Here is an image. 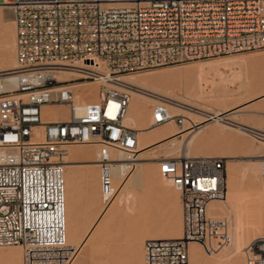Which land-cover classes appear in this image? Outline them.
Here are the masks:
<instances>
[{
    "label": "built area",
    "instance_id": "2783aa9c",
    "mask_svg": "<svg viewBox=\"0 0 264 264\" xmlns=\"http://www.w3.org/2000/svg\"><path fill=\"white\" fill-rule=\"evenodd\" d=\"M1 3L13 13L16 63L0 71V247L21 246L22 264H74L82 247L67 237L70 147H97L104 207L118 192L116 169L123 175L133 169L139 130L123 122L130 93L121 76L264 49V0H144L122 6L104 0ZM96 61L105 72L91 67ZM61 70L80 76L57 80ZM99 77L123 87L102 82L98 102L75 97L74 83ZM45 105H65L68 116L45 120ZM152 111L155 125L184 121L163 101ZM251 132L264 141V130ZM159 164L160 174L180 193L183 235L145 240L144 264H189L190 242L208 253L227 244L228 220L207 211L211 201L227 196L226 158L180 155L162 158ZM245 264H264V231L245 247Z\"/></svg>",
    "mask_w": 264,
    "mask_h": 264
},
{
    "label": "bare ground",
    "instance_id": "6f19581e",
    "mask_svg": "<svg viewBox=\"0 0 264 264\" xmlns=\"http://www.w3.org/2000/svg\"><path fill=\"white\" fill-rule=\"evenodd\" d=\"M104 1L109 6H122V5H130L135 2H140L141 0H104ZM2 5L8 6L4 3H0V6ZM252 61L264 63V54L250 55V56L245 55V54H240V55L233 54L232 56H227V57L223 56L219 58L209 59L206 61L205 60L204 61H194L190 64L185 65L184 68L182 69H179V70L167 69L165 72H161L160 74H157V75L124 74L121 76L120 78L121 82L124 85L128 86V89L130 92V99L126 106V112L123 117V122L125 125L129 127H133L139 130L138 149H137V153L135 154V157L132 159L133 169L128 174L123 175L120 167L116 169V172H115L116 180L115 181H116V185L118 186L117 195L112 200V202L109 204V206L103 207L100 214L96 217L92 226L89 228L86 235L82 239V242L79 243L82 249L86 247L85 249L86 255L88 254L94 255L99 241L116 226V222L121 212L119 208L115 207V203L118 202L119 204L120 203L122 204L123 202H125V207L129 208V203L133 199V193H134L133 190L142 183L145 177L144 170L142 167L138 168V171L134 173L136 170V165L140 164L142 166L144 164L143 160L146 158L144 151L150 148L151 146L155 144L161 145V144H166V143L168 144V142H173L174 140H176V135L179 133H182V135H185L184 142H183L185 145L184 144L183 145L186 147H188L189 145L200 146V145L206 144L209 141L220 140L226 146H230L234 143L239 145L241 148L251 153V156H253L254 158L255 157L264 158V148L255 147L250 144L242 143L241 139L239 138H231L228 135L226 136L225 131L220 126L216 125V123H219L220 125L223 124L224 127L230 126L231 122L228 123L226 119L236 121L234 118L238 114V112L242 111L241 105L236 104V105L229 107L226 101H224L225 99L221 97L223 98L222 102H223L224 109L212 111L210 108V104L202 101V98L204 96H207L206 94L208 92L213 93L212 90L217 88L218 85L221 84V83L218 84V82H216V80H214L213 78L209 79V76L211 74L212 75L215 74V76L219 75L218 77H220L219 78L220 80L222 79L221 78L222 74H224L222 73L223 69L227 70L229 68L231 69V68H235V67L242 66V65L246 66V64ZM15 63H16V55L13 49V51H11V54L4 56L0 59V67H4V69L2 68L0 69V71L6 70L5 67H9L11 65L13 66L10 68H13L15 66ZM91 67L94 68L100 74L104 72V69H102L103 67L101 66V63H99L98 61H96L95 64L92 63ZM77 76H80V74L77 71H72V70H61L56 73L57 80H70ZM101 78L102 77H99L98 81H88L87 80V81L74 83L72 86L74 88L75 97L80 101L87 102L88 100L83 97V95L79 91V88L85 87V86H92L94 82H98L100 84L104 82L106 85L110 87H118V88L123 87L121 85L113 84L110 81L104 80ZM162 78L166 82L162 81L163 80ZM176 80H179V83H177ZM158 82L162 83V86H164L167 89L166 93L168 95L172 96L175 100H177L175 103L174 102L167 103L166 101L168 108L170 109L172 114H181V112H178L180 110H182L183 112L184 110L185 111L191 110L190 108L186 107V105H190V106L197 107L202 110V112L200 113L198 111L199 113L198 116H200L199 118H201L200 121H196L192 119L190 116H184L185 117L184 121H187L189 125L185 126L184 128L180 130L173 129V125H172L173 120H170L168 122H165L159 125L153 124V111H151V113L148 112V105L150 104V102H160L161 100L156 98L155 97L156 95L153 96L154 93L150 95V94L144 93V92H147L148 90L143 92L142 89H146V88L148 89L150 83L156 84ZM257 84L258 86H261L262 88L259 90V92H257L255 96H253V98H258V99L260 98L262 100L260 105H264V69L261 75L258 77ZM92 87L96 88V90L99 91V85L95 84V86L93 85ZM208 89L209 91H207ZM157 92H160V91H157ZM160 93H162L161 95L164 96L163 92H160ZM165 99H169V97ZM251 100H250V104H252L251 102H253V99ZM98 101H99V98L97 99V102ZM249 105L247 104V106ZM108 112L109 113L111 112V108H109ZM192 112L194 111H190L189 114L192 115L196 113V112L194 113ZM258 113L264 114V111H258ZM233 126L235 129H237L240 132H243L246 134L250 133V131L248 132L245 128L232 125V127ZM156 137L161 138L162 141H158L157 143V141H155ZM85 145L86 144H83V145L77 144V145L70 147L69 154L67 156V164H66V172H65L67 237H68V242L72 244H74L72 241L75 240L78 236L76 226L72 224L71 218H70V212H71V209H73L72 208L73 199L75 196V190L77 186L78 173H79L77 172L76 167L86 166V177L88 180L92 178L94 179L93 170L95 166L98 167L96 160L94 162L92 161L93 162L92 163L91 161H89V158L91 157V155H87V153L91 154V148L93 147L91 148L88 146L85 147ZM88 145L92 146L93 144H88ZM183 145L181 146L180 151H179L180 155H189L188 153L189 151L188 152L185 151L183 153V149L185 150ZM77 148L83 150L82 154L74 153V150ZM115 153L116 151H113V154ZM180 155H177V156H180ZM120 156L123 160H126L128 158L127 155L125 154H121ZM223 157L228 158V156H223ZM260 164L257 166H260ZM250 166L245 164V166L241 169L232 168L230 172L228 173L229 189H227L226 198L223 200H214L208 204L207 211H208L209 216L218 218L224 215V213H227L230 217H232L231 218L232 220H229V221H232V235L230 236L231 242L229 241L230 244H229L228 249L225 248V250L227 249L229 253L232 255L226 259V262L220 260V258L219 259L217 258L218 260L215 261V264H245V259H244L245 256L243 258L240 256V253L242 252L244 244L253 235L260 236L261 234H263V231H264V168L262 165L259 168L256 167V163L254 166L252 167ZM257 169L261 171V177H260L261 180L258 183L255 182L254 179L252 178L253 172L258 173ZM241 197H243V199H245L247 203L244 205H248V206L251 205V206L257 207L256 208L257 210L256 212L258 213L257 220L255 223L254 229L249 236H247L246 234H240V231L238 232V230L240 229L238 227V230H237L236 223L234 222V217L236 214V207ZM242 203L243 202H241V204ZM238 209L240 208H237V210ZM239 216H241V214ZM241 227H242V224L240 228ZM164 229L167 230L169 233L167 234L158 233V234H155V236H151L147 239H150V238H168V239L181 238L183 235V218H182L181 211H179V214L177 217L169 221L168 225ZM132 240H134V238ZM208 254L211 255L214 253H208ZM15 256H17V258H20L19 245H13L7 250H1L0 251V262L12 261L13 259H15L14 258ZM206 261L207 260H204V255L202 254L200 247L197 245V242H190L189 264H206Z\"/></svg>",
    "mask_w": 264,
    "mask_h": 264
},
{
    "label": "rangeland",
    "instance_id": "374dc122",
    "mask_svg": "<svg viewBox=\"0 0 264 264\" xmlns=\"http://www.w3.org/2000/svg\"><path fill=\"white\" fill-rule=\"evenodd\" d=\"M1 1L2 0H0V3ZM15 37H16V28H15V21L12 10L10 7L2 5L0 6V59L4 56L11 54V51H13V49L16 55ZM233 54L234 55L245 54L248 56L258 55V54H264V49L223 54L208 59L193 60L182 64L162 66V67L153 68L149 70H142L130 74L157 75L160 74L161 72H165L167 69H173V70L182 69L184 68L185 65L190 64L194 61H204V60L206 61L209 59L219 58L223 56L224 57L232 56ZM12 66L13 65L9 67H5V69H9ZM101 66L103 67L102 69H104L105 72L106 70L104 65L101 64ZM2 68L4 69V67H0V69ZM263 69H264L263 62L252 61L246 64V66L242 65L231 69L229 68L227 70L223 69L222 73L224 74H222L221 77L222 79L220 80H219L220 77H218L219 75L215 76V74L214 75L211 74L212 76L210 75L209 79L213 78L214 80H216V82H218V84L219 83L221 84H219L217 88L212 90L213 93L208 92L206 94L207 96H204L202 98L203 102L210 104V108L212 111L224 109L222 102L223 98L225 99L224 101H226L229 107L236 104L241 105L242 111L238 112V114L234 118L236 121L226 119L228 123L231 122L230 126L228 127L225 126L226 127L225 128L223 124L220 125L219 123H216V125L220 126L225 131L226 136L228 135L231 138H239L241 139L242 143L250 144L255 147H261V148H264V141L258 140L257 138L252 136L253 133L251 132V130H264V114L258 113V111H264V105H260V103L262 102L260 98L259 99L253 98V96H255L257 92H259V90L262 88L261 86H258L257 81ZM236 76H238L239 78ZM162 81L166 82L164 79ZM176 81L177 83H179V80ZM95 84L99 85V89H100V83L94 82L92 86L93 85L95 86ZM92 86H85L79 88L80 93L88 101H95L99 98V91H97L96 88ZM142 91L143 92L147 91L144 93L150 95L154 93L153 96L156 95L155 97L163 102L167 101V103L168 102L175 103L177 101L172 96L166 93L167 89L164 86H162V83L159 82L156 84L150 83L148 89L147 88L142 89ZM157 91L163 92L164 96L161 95L162 93ZM207 91H209V89ZM160 96H162L163 98ZM164 97L165 98L169 97V99H165ZM251 99H253V102H251L252 104H250ZM156 103L157 102H150V104L148 105V112L151 113L153 109V105H155ZM247 104L250 105L247 106ZM186 107L190 108L191 110H186V111L184 110V112L180 110L178 112H181L183 116H190L192 119L196 121H200L201 118H199L200 116L198 115L200 112H202V110L190 105H186ZM45 110L47 114L50 113L49 115H55L53 116L54 118L55 117L65 118L68 116L69 113L68 109L65 107H58L53 105H48V107ZM188 111L196 112V113L192 112L196 116L192 113H191L192 115H190ZM254 124L257 126H255ZM172 125H173V129L180 130L185 126L189 125V123L187 121H183L182 124H178L175 121H172ZM232 125L245 128L248 132L250 131V133L246 134L240 132L237 129H235L234 126L232 127ZM184 136L185 135H182V133H179L176 135V140H174L173 142H168V144L166 143L161 145L155 144L144 151L146 158L143 160V162L146 163H144L142 166L140 164H137L134 173L138 171V168L142 167L144 170L145 177L142 183L133 190L134 191L133 199L129 203V208L125 207V202H123L122 204L121 203L119 204L118 202L115 203V207L119 208L121 212L116 222V226L99 241L94 255L92 254L86 255V250H85L86 247H84L83 249H81V252L74 264H144L145 240H147V238L151 236H155V234L158 233L161 234L169 233L164 228L168 225L170 220L178 216L179 211H181L183 218L180 193L169 180L165 179L160 174L159 162L162 158L176 157L177 155H180L179 151L181 146L184 144L183 143ZM158 138L157 137L155 138V141H157V143L158 141H162L161 138L159 139ZM184 145L183 147L185 148V150L183 149V153L185 151L186 152L189 151L188 153L190 156L213 155V156H228V158L230 157L229 159L226 158L228 189H229L228 173L232 168L241 169L245 166V164L248 166L250 165L254 166L255 163H256V167L259 168L262 165L264 168L263 157L254 158L253 156H251V153L244 150L235 143L230 146H226L220 140H214V141H209L206 144L200 146L189 145L188 147H186ZM86 146L90 148L91 147L94 148V149L91 148V154L87 153V155H91L89 161L94 162L96 160L97 147L93 145L89 146L88 144H86L85 147ZM82 151H83L82 149L77 148L74 150V153L82 154ZM258 163L259 164L262 163V164H260V166H257L259 165ZM148 166H150V168H148ZM76 169L77 172H79L76 187L82 186L83 188L82 206H84L85 209L83 215L84 217H88V220L90 221L88 225L82 227V230L81 232L78 233L77 238L72 241L74 244H79L80 242H82V239L86 235L89 228L92 226L96 217L100 214L101 210L104 207V204L102 203V197L100 191L99 167L97 166L94 167L93 170L94 179L92 178L89 180L86 177V166H78L76 167ZM257 172L258 173L256 172L252 173V178L254 179L255 182L258 183L261 180L260 178L261 171L257 169ZM97 187H98V192H97L98 205L94 214L92 215L90 213L92 206L91 188L96 190ZM96 196L97 194L95 193V198ZM240 200L241 202H243L242 204ZM238 202L239 203L236 207V214H235L236 219L234 217V222L236 223L237 230L239 227L240 230H238V232L240 231V234H246L247 236H249L253 231L257 220V215H258V213L256 212L257 207L251 205L249 206L244 205L247 203L245 199H243V197H241V199H239ZM237 208H240L238 209L239 211L237 210ZM239 212L241 216H239L240 215ZM229 217L230 216L227 213H224V215L218 218H224L228 220L229 227L231 230L230 231V236H231L232 221L229 220H232L231 219L232 217L230 218ZM241 224L242 227L240 228ZM256 237H258V235H253L252 237H250V239L246 241L241 252L242 254L240 253V256L242 258L245 256V247ZM133 238L134 240H132ZM230 242L219 248L217 251L212 252L214 254L211 255H209L208 252H206L205 249L199 243H197V245L200 247L202 254L204 255V260H207L206 264H215V261L218 260L219 258L220 260L226 262V259L232 255L227 250ZM12 246L0 247V251L7 250ZM19 247H20V258H17V256H15L14 257L15 259H13L12 261L0 262V264H22V247L21 246ZM225 248L227 249L225 250ZM225 251L226 253L228 252L229 254L228 253L226 254Z\"/></svg>",
    "mask_w": 264,
    "mask_h": 264
},
{
    "label": "crops",
    "instance_id": "0c3cea01",
    "mask_svg": "<svg viewBox=\"0 0 264 264\" xmlns=\"http://www.w3.org/2000/svg\"><path fill=\"white\" fill-rule=\"evenodd\" d=\"M90 102H97V100L95 101H90ZM48 107V105L43 106V119L45 120H49V119H64V118H58V117H53L55 115H49L46 113V108ZM58 107H65L67 108V106H58ZM68 109V108H67ZM146 163V162H144ZM148 168H150V166H148ZM82 186H78L76 187L75 190V196L73 199V206L70 212V218H71V222L74 226H76L77 232H81L82 227L86 226L89 224V220L88 217H84L83 213L85 211L84 206H82V199H83V195H82ZM79 192V193H78ZM98 187L95 189L91 188V194L92 196V206H91V210L90 213L93 215L97 205H98ZM95 193L97 194L96 198H95ZM78 194V195H77ZM77 195V196H76ZM94 199V200H93Z\"/></svg>",
    "mask_w": 264,
    "mask_h": 264
}]
</instances>
